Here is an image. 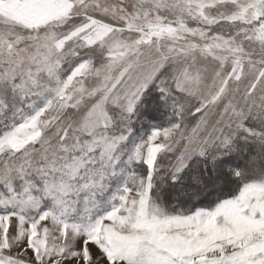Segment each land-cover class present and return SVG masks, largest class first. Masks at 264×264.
<instances>
[{
	"label": "snow or ice",
	"instance_id": "obj_1",
	"mask_svg": "<svg viewBox=\"0 0 264 264\" xmlns=\"http://www.w3.org/2000/svg\"><path fill=\"white\" fill-rule=\"evenodd\" d=\"M0 264H264V0H0Z\"/></svg>",
	"mask_w": 264,
	"mask_h": 264
}]
</instances>
